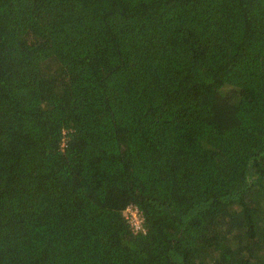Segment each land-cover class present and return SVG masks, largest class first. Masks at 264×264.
Wrapping results in <instances>:
<instances>
[{"label":"trees","instance_id":"16d2710c","mask_svg":"<svg viewBox=\"0 0 264 264\" xmlns=\"http://www.w3.org/2000/svg\"><path fill=\"white\" fill-rule=\"evenodd\" d=\"M0 264H264V0H0Z\"/></svg>","mask_w":264,"mask_h":264},{"label":"rangeland","instance_id":"374dc122","mask_svg":"<svg viewBox=\"0 0 264 264\" xmlns=\"http://www.w3.org/2000/svg\"><path fill=\"white\" fill-rule=\"evenodd\" d=\"M123 217L127 221V223L131 226L132 230L138 229L139 225H141V218L137 213L136 209L133 207H128L123 212Z\"/></svg>","mask_w":264,"mask_h":264},{"label":"built area","instance_id":"2783aa9c","mask_svg":"<svg viewBox=\"0 0 264 264\" xmlns=\"http://www.w3.org/2000/svg\"><path fill=\"white\" fill-rule=\"evenodd\" d=\"M63 141H65V139H64ZM136 211H137V210H136ZM137 213H138V211H137ZM138 214H139V213H138ZM139 216H140V214H139ZM141 221H142V219H141ZM141 226H142V223H141V225H139L138 229H134L135 233L141 229Z\"/></svg>","mask_w":264,"mask_h":264}]
</instances>
